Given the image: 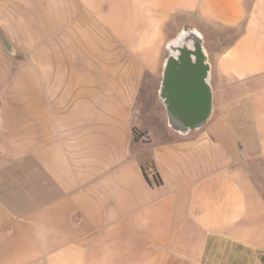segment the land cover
I'll list each match as a JSON object with an SVG mask.
<instances>
[{
    "label": "crops",
    "instance_id": "crops-1",
    "mask_svg": "<svg viewBox=\"0 0 264 264\" xmlns=\"http://www.w3.org/2000/svg\"><path fill=\"white\" fill-rule=\"evenodd\" d=\"M182 26L187 135L157 94ZM0 264H264V0H0Z\"/></svg>",
    "mask_w": 264,
    "mask_h": 264
},
{
    "label": "water",
    "instance_id": "water-1",
    "mask_svg": "<svg viewBox=\"0 0 264 264\" xmlns=\"http://www.w3.org/2000/svg\"><path fill=\"white\" fill-rule=\"evenodd\" d=\"M8 52L13 53L7 41ZM157 94L168 126L180 135L203 127L213 111L211 64L201 33L182 26L165 46Z\"/></svg>",
    "mask_w": 264,
    "mask_h": 264
},
{
    "label": "trees",
    "instance_id": "trees-1",
    "mask_svg": "<svg viewBox=\"0 0 264 264\" xmlns=\"http://www.w3.org/2000/svg\"><path fill=\"white\" fill-rule=\"evenodd\" d=\"M144 132L142 131H139L138 129L134 128L133 129V137H134V140H138L141 136H143ZM145 175V178L148 182H150L149 178L151 177L153 182L155 184L159 183L160 182V177L158 175V173L156 171H152V173L150 174V176L147 177V175L144 173Z\"/></svg>",
    "mask_w": 264,
    "mask_h": 264
}]
</instances>
